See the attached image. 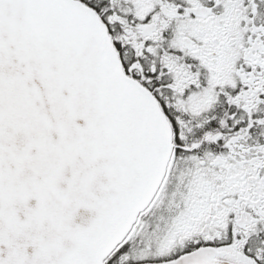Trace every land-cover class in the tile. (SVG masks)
I'll return each mask as SVG.
<instances>
[{"label": "snow or ice", "instance_id": "snow-or-ice-1", "mask_svg": "<svg viewBox=\"0 0 264 264\" xmlns=\"http://www.w3.org/2000/svg\"><path fill=\"white\" fill-rule=\"evenodd\" d=\"M0 264H264V0H0Z\"/></svg>", "mask_w": 264, "mask_h": 264}]
</instances>
